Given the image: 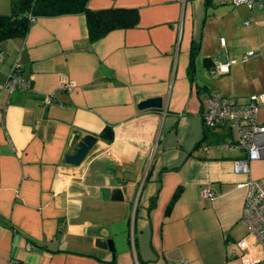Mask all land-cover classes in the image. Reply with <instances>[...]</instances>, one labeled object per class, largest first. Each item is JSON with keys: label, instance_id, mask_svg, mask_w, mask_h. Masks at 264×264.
Instances as JSON below:
<instances>
[{"label": "crops", "instance_id": "0c3cea01", "mask_svg": "<svg viewBox=\"0 0 264 264\" xmlns=\"http://www.w3.org/2000/svg\"><path fill=\"white\" fill-rule=\"evenodd\" d=\"M248 2L87 0L138 17L93 40L83 14L38 18L0 44V264H243L264 151L236 174L238 130L207 128L201 100L259 97L264 126V0ZM13 68L26 88L9 94ZM152 98L162 109H138ZM75 133L97 139L78 167L64 162Z\"/></svg>", "mask_w": 264, "mask_h": 264}, {"label": "built area", "instance_id": "2783aa9c", "mask_svg": "<svg viewBox=\"0 0 264 264\" xmlns=\"http://www.w3.org/2000/svg\"><path fill=\"white\" fill-rule=\"evenodd\" d=\"M219 1V0H218ZM250 0H232L234 5L246 3ZM247 24V23H246ZM221 43L224 42L221 40ZM3 53L0 51V60ZM212 73L224 74L228 72V66L222 63H215ZM7 92L10 94L14 90L26 88V82L17 74V69L13 68L5 84ZM73 85L63 80L60 88L63 90L72 89ZM264 101V100H262ZM261 100L259 97H251L247 104L241 105L233 99H224L220 94L213 93L201 100L202 119L207 128L215 129L221 122H226L229 126H236L239 139L238 147L247 153L245 161H238L234 166L236 174L248 172V162L260 160L264 151V126L256 121V114ZM206 197L211 193L207 188L202 190ZM241 220L249 231V236L255 241V248L247 252L242 257L243 264H264V185L259 181H251L248 184V193L243 204ZM8 264H22L18 261H10Z\"/></svg>", "mask_w": 264, "mask_h": 264}, {"label": "trees", "instance_id": "16d2710c", "mask_svg": "<svg viewBox=\"0 0 264 264\" xmlns=\"http://www.w3.org/2000/svg\"><path fill=\"white\" fill-rule=\"evenodd\" d=\"M86 2L87 0H10V12L0 14V44L14 37L25 36L38 18L83 14L89 37L93 40L115 26L132 25L138 17L137 10L130 8L92 12L87 9ZM100 137L111 141V127H105Z\"/></svg>", "mask_w": 264, "mask_h": 264}, {"label": "water", "instance_id": "95a60500", "mask_svg": "<svg viewBox=\"0 0 264 264\" xmlns=\"http://www.w3.org/2000/svg\"><path fill=\"white\" fill-rule=\"evenodd\" d=\"M137 107L139 110L162 109L163 103L161 98H152L141 102ZM96 141L97 139L93 136L82 137L75 133L71 148L66 153L64 162L75 167L80 166L88 153L93 149ZM114 194L113 199L117 198V200H121L119 190H115ZM108 246L110 250H113L111 244H108Z\"/></svg>", "mask_w": 264, "mask_h": 264}]
</instances>
